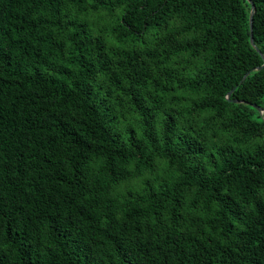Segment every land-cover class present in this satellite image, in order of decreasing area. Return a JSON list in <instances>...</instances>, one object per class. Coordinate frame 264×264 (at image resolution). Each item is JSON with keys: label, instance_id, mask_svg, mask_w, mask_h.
Instances as JSON below:
<instances>
[{"label": "trees", "instance_id": "obj_1", "mask_svg": "<svg viewBox=\"0 0 264 264\" xmlns=\"http://www.w3.org/2000/svg\"><path fill=\"white\" fill-rule=\"evenodd\" d=\"M0 264H264V0H0Z\"/></svg>", "mask_w": 264, "mask_h": 264}, {"label": "water", "instance_id": "obj_2", "mask_svg": "<svg viewBox=\"0 0 264 264\" xmlns=\"http://www.w3.org/2000/svg\"><path fill=\"white\" fill-rule=\"evenodd\" d=\"M252 10H253V12H254V3H252ZM253 12H252V14H251V17H250V27H251V35H252V29H253ZM251 41L252 42H254V40H253V37L251 36ZM260 68V67H259Z\"/></svg>", "mask_w": 264, "mask_h": 264}]
</instances>
